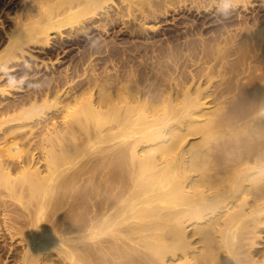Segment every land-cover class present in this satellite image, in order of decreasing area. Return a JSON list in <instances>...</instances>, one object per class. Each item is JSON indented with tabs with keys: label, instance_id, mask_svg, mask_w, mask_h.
I'll return each instance as SVG.
<instances>
[{
	"label": "bare ground",
	"instance_id": "bare-ground-1",
	"mask_svg": "<svg viewBox=\"0 0 264 264\" xmlns=\"http://www.w3.org/2000/svg\"><path fill=\"white\" fill-rule=\"evenodd\" d=\"M3 1L17 10L0 34V264H264V17L236 10L250 0H192L203 19L212 7L235 10L237 26L204 37L183 19V52L150 46L137 69L130 58L145 44L124 45L130 58L115 72L88 64V89H62L69 70L46 71L21 96L10 74L32 68L33 49L131 25L125 16L135 12L141 20L127 30L142 38L153 29L148 18L180 8L177 0ZM161 53L172 70L157 95L150 77ZM182 59L195 67L187 84Z\"/></svg>",
	"mask_w": 264,
	"mask_h": 264
},
{
	"label": "rangeland",
	"instance_id": "rangeland-1",
	"mask_svg": "<svg viewBox=\"0 0 264 264\" xmlns=\"http://www.w3.org/2000/svg\"><path fill=\"white\" fill-rule=\"evenodd\" d=\"M181 0H177V2H178V5L180 6H178V8H180V10H177V12H173V14H172V12H169L168 14H165V17H162L161 15V17H159L158 19H153V18H148V20L146 21L147 23V25L148 26H153L152 28L153 29H150V30H148L147 32H145L144 33V37H142L141 38V36L139 37V35H141V34H136V36L135 35H130V33H129V31L127 30V29H129V28H131L132 27V25H133V23H131V22H134V23H138L137 22V20L138 21H140L141 20V15H140V13L139 12H135L134 14H136L135 16V19L133 18V17H131V16H125L124 18H125V21L127 20V22H129V20L131 21L130 22V24L131 25H129V23L126 25V24H124L125 26H122V22H118V23H116L115 25H113V26H109L108 28H107V33L105 34V32H104V34H103V32L102 31H100V30H96L95 28H93V27H90L89 29L87 28V30L85 31V32H81L82 34H80V33H78L76 36H70V37H66V36H64V38H63V40H57V42H53V43H55V44H53L52 43V46L51 45H49L48 47H46V48H48V49H50V50H48V49H46V48H44V52L42 51V50H39L38 48H36L35 50L33 49L32 50V55H33V57L31 56V57H29V59H27V63H28V61H29V65H31L32 66V68H29V69H31V70H34V71H31V70H27V68H25L24 67V65L25 64H22V66H19V68H17L16 70L17 71H15V74H14V72L13 73H11L10 74V76L12 77L11 78V80H13L12 82H13V84H11V85H15L14 86V90L13 89H11L12 91H13V94H14V96H21V95H24L25 94V92H27L29 89H31L32 88V86H33V80H37V79H40V77L42 78V75H44L43 73H46V71H47V73L48 74H45V76H49V74H52V73H55V74H60V73H63V71L65 72V70H69L68 71V73H70V77H71V79H72V81H71V83L69 84V85H65L62 89H67V88H69V87H72V88H75V89H79L80 87H82L83 89H88V87H89V85H87L88 83H83L85 80H87L88 79V77L90 78V76L89 75H91L90 74V72H89V68H91V66L90 67H88V64H91L92 63V65H94L95 63H98V66H97V64H96V67L97 68H100L99 70L97 69V71H99L100 73H102L101 71H103V73H110V72H112V70L114 69V70H116V69H118V68H120V66H122L123 64H124V62H125V58H130V57H126V56H124V55H126L125 53H124V51L125 50H127L128 48L130 49L131 48V46H133L132 48H134V46L135 47H138V48H140L141 46H140V44H145V47H146V49H144V45L141 47V49L140 50H138L136 53H137V55H136V53H134L133 54V57H131L130 58V61L131 62H133V64H135L134 65V67H136L137 69L138 68H141L142 69V67H139V66H141V65H138L139 64V59H141V56H142V58L145 56V53H146V55H148V56H150V54H152V47L155 49V51L156 52H158V51H160V49H163V47H162V44L164 45V44H167L168 42H171V45L173 46H175L176 44V46L178 47H174V49H175V51L176 52H178V51H180V52H183L184 51V49H183V47H184V43H185V38H184V34H181V32L183 31V32H186L188 29H186L187 28V25L185 26V27H183L184 25H185V23L186 22H191V23H194V21L196 22L195 24H197V25H200V26H198V29L199 30H201L202 29V32L203 33H205L204 34V37H208L209 35H211L213 32H215L216 33V31L217 30H222L223 28V26H222V24L223 23H229L230 24V21H232V22H234L233 24H232V22H231V24L233 25L232 27L234 28V26H237V24L236 23H238V19H237V17L235 16V14H236V12H235V10H232V11H230V10H224V9H219V8H217L216 9V7H212V9H210L208 12H207V15H208V17L207 18H204L203 19V17H204V10L205 9H202V8H200V9H196L195 7H196V3L194 4L193 2H191L192 0H182V2H184V4L183 3H181L180 2ZM2 2H5V1H3L2 0ZM6 2H8V0H6ZM181 5H180V4ZM185 4H186V6H185ZM188 5V6H187ZM145 6V5H144ZM144 6H142V8L144 7ZM184 6H185V8H184ZM184 9H183V8ZM247 7L248 8H246V11L244 12L243 10V8H242V6H237V8H236V10L237 11H241V14L242 13H244L243 14V16L244 15H246V17H247V20L248 21H252V19L254 18L253 16H256L257 18H259V16H260V18H262V17H264V6H263V3L261 2V0H250V3L247 5ZM144 9V8H143ZM145 9H146V6H145ZM197 11H196V10ZM214 9V10H213ZM0 23H2V25L0 24V34H1V32H2V27L3 28H5V30H8L9 28H11V26L10 25H8L11 21H12V18L14 17V13H15V11L17 10V5L16 4H12V5H10V3L9 4H6V5H4V7L3 6H1L0 7ZM178 11H179V13H178ZM182 11V12H181ZM228 11H230V12H228ZM243 11V12H242ZM188 16V17H187ZM235 16V17H234ZM128 17H130V18H128ZM124 18H123V21H124ZM137 18V19H136ZM188 18H189V20H188ZM252 18V19H251ZM133 19L134 20H136V21H133ZM183 19L184 20H186L185 21V23H184V25H183ZM235 19H237L236 21H235ZM251 19V20H250ZM11 20V21H10ZM149 21V22H148ZM126 23V22H125ZM202 23H204L206 26H204V24H203V26H202ZM236 24V25H235ZM221 25V26H220ZM228 25V24H227ZM9 26V27H8ZM126 26H127V28H126ZM131 26V27H130ZM244 26V25H243ZM123 27V28H122ZM199 27H202V28H199ZM214 27V28H213ZM231 27V28H232ZM185 28V29H184ZM218 28V29H217ZM220 28V29H219ZM222 28V29H221ZM181 29H182V31H181ZM217 29V30H216ZM214 30V31H213ZM195 31V30H194ZM128 32V33H127ZM182 32V33H183ZM193 31H191L189 34H194L195 32H193ZM218 32V31H217ZM100 33V34H99ZM80 34V35H79ZM129 34V35H128ZM143 35V34H142ZM182 35V36H181ZM132 36V37H131ZM133 37H135L134 39H133ZM66 38V39H65ZM72 38V39H71ZM78 38V39H77ZM100 38V39H99ZM191 38V39H190ZM150 39V40H149ZM174 39V40H173ZM187 39H190V40H192V41H195L194 39H195V36H194V38L193 37H189V38H187ZM108 40V41H107ZM135 40V41H134ZM168 40V41H167ZM197 40V39H196ZM63 41H64V43H63ZM76 41H79V43L78 42H76ZM111 41V42H110ZM129 41V42H128ZM131 41V42H130ZM139 41V42H138ZM148 41V42H147ZM106 42H108V43H106ZM142 42V43H141ZM145 42H147V43H145ZM156 43L157 42V44H155L154 46H153V43L150 45V43ZM160 42V43H159ZM78 43V44H77ZM110 43V44H109ZM115 43V44H114ZM173 43V44H172ZM178 43H180L181 44V46H180V44H178ZM57 44V45H56ZM100 44V45H99ZM108 44V45H107ZM132 44V45H131ZM134 44V45H133ZM137 44V45H136ZM195 44H196V41H195ZM93 45V46H92ZM97 45V46H96ZM109 46V48H107V46ZM119 45H122L121 46V48H118L117 49V47H120ZM126 47H125V46ZM158 46V48H156L157 46ZM160 45V46H159ZM1 46V45H0ZM104 46H105V50H104ZM123 46H124V49H123ZM128 46H130V47H128ZM147 46H149V47H147ZM150 46H152V47H150ZM166 46V45H165ZM52 47V48H51ZM128 47V48H127ZM182 49H181V48ZM99 48V49H98ZM116 48V49H115ZM131 48V49H132ZM109 49H111V50H115V51H111V53H112V55H111V53H107V52H110V51H108ZM123 50V51H121V50ZM147 49H150V50H147ZM153 49V50H154ZM117 50L120 52H117ZM178 50V51H177ZM47 51H49V53H47ZM50 51H51V53H50ZM101 51V52H100ZM103 51H105V52H103ZM140 51V52H139ZM147 51V52H146ZM164 51V50H163ZM117 53V54H116ZM144 53V54H143ZM179 53V52H178ZM107 54H109V56L107 55ZM116 54V55H115ZM138 54H140V55H138ZM142 54V55H141ZM86 55H87V57H86ZM89 55V56H88ZM90 55H93V56H90ZM161 55V57H162V59L160 60V63L158 64V66H159V69L158 70H156L155 71V74H152V76H153V78H152V76L150 77V79H151V81H152V83H153V88H154V90H156L155 88H158L156 91H154L155 93L157 92V91H160L159 93H163L164 92V90H165V92L167 91V87H168V82L166 83L164 80H162L163 79V77H165L166 75H169L170 73H169V70L171 71L172 70V63L170 64L169 62H171V60H167V57H165V55L163 54V53H161L160 54ZM85 56V57H84ZM106 56H108L107 58H106ZM115 56V57H114ZM118 56H119V58L121 59H119L118 58ZM128 56V55H127ZM136 56H138V57H136ZM163 56L165 57V58H163ZM81 57H82V59L83 58H85V59H87V60H85V59H81ZM89 57V58H88ZM114 57V58H113ZM111 58H113V59H111ZM123 58V59H122ZM135 58H137V59H135ZM139 58V59H138ZM107 59L110 61H107ZM133 59V60H132ZM81 61V63L79 64V62ZM91 62H90V61ZM94 60V61H93ZM112 60V61H111ZM114 60V61H113ZM119 60V61H118ZM165 60V61H164ZM77 61H79L77 64H76V62ZM85 61H87V63L85 62ZM105 61V62H104ZM121 61L123 62V63H121ZM135 61V62H134ZM138 61V62H137ZM153 61H155V60H153ZM37 62V63H36ZM84 63V65L83 66H85L87 69H85L84 70V68L85 67H82V69H81V64H83ZM165 62V63H164ZM168 62V63H167ZM183 62H184V64H183ZM75 63V64H74ZM100 63V64H99ZM102 63V64H101ZM107 63V64H106ZM115 63V64H114ZM117 63H118V65H117ZM155 63V62H154ZM180 63L181 64H183V66L185 65V63L188 65V67H187V65H185V67H184V69H186V71L184 72L185 73V75H187V76H182V75H184V73H183V71H184V69H182L181 70V72H182V74H181V77H183V78H185V79H182L181 78V80H183V82H184V80H185V82H186V84L189 82L188 81V79H189V74H188V68H189V70H194V68L192 67L191 69H190V62H185L184 61V59H182L181 61H180ZM38 65V66H36V65ZM47 64L48 65V67H47V65H46V67H45V65ZM104 64V65H103ZM110 64V65H109ZM122 64V65H121ZM44 65V66H43ZM71 65V66H70ZM76 65V66H75ZM100 65H102L103 66V69L100 67ZM108 65V66H107ZM117 65V66H116ZM166 65V66H165ZM77 66H79L80 67V69L79 68H77ZM104 66H105V68H104ZM108 68H107V67ZM112 66H113V69H112ZM119 66V67H118ZM138 66V67H137ZM190 66V67H189ZM20 67H22L23 68V70H24V68H25V70L23 71L22 69H20ZM53 69H51V68ZM65 67V68H64ZM68 67V68H67ZM70 67H72V68H70ZM74 67H76L75 69H74ZM109 67L111 68V70L109 69ZM116 67H118V68H115ZM168 67H170V68H168ZM40 68V69H39ZM45 68V69H44ZM46 68H50V69H47L46 70ZM183 68V67H182ZM39 69V70H38ZM79 69V70H78ZM109 71H108V70ZM27 70V72H28V74H27V72L25 73V71ZM36 70H38V72H39V74L38 75H35V77L33 76L32 78H31V76H32V74H33V72H35ZM88 70V71H87ZM107 70V71H106ZM19 71H22V73L24 72L25 74H23L25 77H23V75L21 74V72L19 73ZM31 73H30V72ZM62 71V72H61ZM74 71V72H73ZM84 71H85V73H84ZM158 71H160V73L158 74ZM89 73V75H88V77H87V79L85 78L86 76H87V74ZM113 72H115V71H113ZM112 72V73H113ZM156 72H157V74H156ZM22 75V76H21ZM155 75H157V76H155ZM164 75V76H163ZM40 76V77H39ZM45 76H44V78H45ZM159 76V77H158ZM159 78V80H158V78ZM188 78V79H187ZM70 79V80H71ZM74 79V80H73ZM153 79V80H152ZM187 79V80H186ZM82 80H83V82H82ZM246 80L247 79H245L244 80V82H246ZM32 83H31V82ZM154 81L156 82L157 81V83H154ZM159 81V82H158ZM248 81V80H247ZM83 84H82V83ZM86 82V81H85ZM81 83V84H80ZM162 83V84H161ZM167 85V87H165L166 85ZM76 84H78V85H76ZM84 84H85V86H84ZM155 84H156V86L157 87H154L155 86ZM75 85L76 86H78V87H75ZM82 85V86H81ZM189 85V84H188ZM67 87V88H66ZM161 87V88H160ZM82 88H80V89H82ZM163 88V89H162ZM166 88V89H165ZM27 89V90H26ZM70 89V88H69ZM94 89H96V88H94ZM162 91V92H161ZM24 92V93H23ZM158 92L156 93L157 95L159 94ZM154 94V93H153ZM164 94V93H163ZM155 95V94H154ZM160 95V94H159ZM156 96V95H155ZM37 138H39V137H37ZM36 138V139H37ZM39 139H37V141H38ZM36 141V140H35ZM93 152V151H92ZM90 153L91 154V156L92 155H94L95 153L93 152V153ZM38 156V155H37ZM36 156V157H37ZM90 156V155H89ZM83 186V185H82ZM83 188H86V186L84 185L83 186ZM261 230V229H260ZM261 231H264L263 229L261 230ZM262 238H259V244H260V239H263V241L261 242L262 244H260L258 247L259 248H262V250H264V232H261V235H260ZM20 251V249L18 250V249H16V252H17V254H18V252ZM15 251H14V253H13V255H17V254H15L16 253ZM71 264L70 262H65V264Z\"/></svg>",
	"mask_w": 264,
	"mask_h": 264
}]
</instances>
